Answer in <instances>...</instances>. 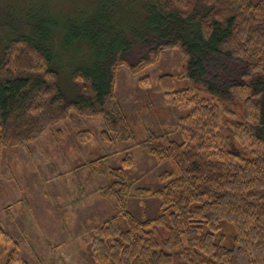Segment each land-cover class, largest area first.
Instances as JSON below:
<instances>
[{
    "label": "trees",
    "instance_id": "16d2710c",
    "mask_svg": "<svg viewBox=\"0 0 264 264\" xmlns=\"http://www.w3.org/2000/svg\"><path fill=\"white\" fill-rule=\"evenodd\" d=\"M3 2L0 160L72 114L103 120L105 141L133 140L116 97L120 68L139 74L166 52L180 54L178 75H160L158 86L185 110L184 140L153 134L140 143L179 171L163 174L158 191H135L158 197L163 214L136 218L126 209L124 169L112 170L116 181L100 194L122 210L93 229L94 263L264 264V0ZM220 59L236 63L228 76L212 71ZM2 238L10 239L0 227ZM5 264L26 263L16 250Z\"/></svg>",
    "mask_w": 264,
    "mask_h": 264
},
{
    "label": "rangeland",
    "instance_id": "374dc122",
    "mask_svg": "<svg viewBox=\"0 0 264 264\" xmlns=\"http://www.w3.org/2000/svg\"><path fill=\"white\" fill-rule=\"evenodd\" d=\"M3 1L22 5L21 0ZM181 64L180 54L171 51L145 72L133 74L126 67L120 68L116 97L130 119L133 140L105 141L101 137L106 130L103 120L72 114L31 144L4 149L0 160V227L10 239L0 241V264L16 250L26 264H95L93 229L122 210L117 200L100 194L102 187L116 181L111 174L115 169L123 168L130 184L128 211L140 220L163 214L158 197H138L135 191H158L165 185L163 174L175 177L179 171L173 161L159 162L140 143L153 134L179 143L184 140L179 124L185 110L170 104L158 86L160 75H178ZM235 66L220 59L212 71L228 76ZM145 77L149 82H142ZM69 79L64 83L68 85ZM84 132H89L87 142L80 137ZM127 158L133 161L130 167ZM232 234L225 225L221 236L230 243Z\"/></svg>",
    "mask_w": 264,
    "mask_h": 264
}]
</instances>
